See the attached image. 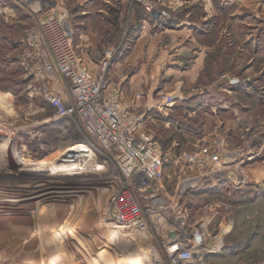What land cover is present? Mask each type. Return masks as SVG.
<instances>
[{
	"label": "rangeland",
	"instance_id": "374dc122",
	"mask_svg": "<svg viewBox=\"0 0 264 264\" xmlns=\"http://www.w3.org/2000/svg\"><path fill=\"white\" fill-rule=\"evenodd\" d=\"M106 1L94 8L98 13L93 14V34L88 33L87 44L77 39L74 42L84 59L72 43L71 25L77 28L89 22L83 15H74L71 0H0V264H170L167 245L176 224L181 223L178 219L184 201L191 207L211 204L218 207L219 215H227L221 219H225L226 227L221 222L216 231L208 227L209 233L215 231L212 239L209 236L211 240L220 234L224 243L234 245L255 231L250 227L253 224L264 232V212L258 211L264 205L251 208L256 198L264 204V0H245L249 14L243 13L244 24L237 18L240 13L235 2L225 7V0H210L216 2L215 22L206 35L208 28L196 20L211 12L203 11L197 0H179L176 9L163 7L164 0ZM129 5L140 8L135 9L134 16L137 13V18L142 15L149 20L152 38L139 42L110 79L114 62L121 60L124 56H118L126 55L133 44L135 24L127 17L132 12ZM185 14L188 19L184 23L196 29L176 34L181 27L174 29V20ZM232 14L238 23L231 20ZM53 23L55 35L49 37L43 29L49 30ZM248 37L252 43L246 48ZM55 38L65 43L69 39L75 59L93 68L91 75L107 61L109 83L121 92L124 81L138 67H146V73L134 78L136 89L126 94L129 98L142 95L140 106H135L137 114H144L142 110L149 107L144 105L148 90L153 113L155 106L164 105L170 95L175 97L140 126V133L152 136L162 151L169 150L174 142L180 145L171 151L168 167L175 169L164 168L163 176L148 193H135L142 209L154 208L145 215L144 231L118 224L110 213L112 197L129 184L115 165V153H105L97 146L77 118L69 122L54 119L56 112L45 103V93L63 103L74 101L72 82L60 73L53 55ZM253 45L263 52L254 54L253 48L250 50ZM199 55L204 60L196 62L192 75L195 67L190 66ZM184 69L190 71L184 74ZM64 87L69 99L63 97ZM186 98L189 101H184ZM193 99L205 102L203 113H195L198 106ZM203 147L219 156V163L212 167H217L216 172L219 169L215 175L219 181L231 173L240 179V170L230 167L250 161L249 170H245L249 178L243 187L230 186L228 194L227 190H214L211 181H206L201 190H193V173L181 176L178 168L185 172L187 156L197 158L195 154ZM70 151L73 154L68 155ZM24 161L28 171H20L25 168ZM253 188L261 192L251 197L248 190ZM193 193L203 194L195 197ZM242 212L251 220L245 221ZM244 224L247 227L237 232ZM222 252L220 248L218 258L205 259L204 263L264 262V249L253 250L254 258L244 256L240 260L224 259Z\"/></svg>",
	"mask_w": 264,
	"mask_h": 264
},
{
	"label": "built area",
	"instance_id": "2783aa9c",
	"mask_svg": "<svg viewBox=\"0 0 264 264\" xmlns=\"http://www.w3.org/2000/svg\"><path fill=\"white\" fill-rule=\"evenodd\" d=\"M54 25L50 26L49 37L55 35ZM66 40L69 49L67 52L65 48L62 49L63 58L55 52L57 43H65L62 39L55 38L52 50L60 73L72 82L74 101L63 103L59 97L45 93V103L56 112L54 119L73 121V118H77L97 146H101L105 153H115V165L129 184L112 197L110 213L118 224L144 231L147 226L145 215H150L154 208L142 209L135 193L141 195L149 192L151 186L163 176L165 165L172 160V155L162 152L155 141L140 133L144 115L136 113L135 103L142 95L136 94L133 97L135 103L127 105L121 91L109 83L107 61L99 64L91 75L93 68L75 59L74 49L69 39ZM174 98L170 95L162 106L168 107ZM195 156L198 157L186 158L189 171H212V167L219 163L218 154L208 147L200 148ZM178 212L181 214V211ZM178 220L181 223L176 224L174 235L167 245L170 264H205L206 241L203 233L196 227L186 225L182 216Z\"/></svg>",
	"mask_w": 264,
	"mask_h": 264
},
{
	"label": "crops",
	"instance_id": "0c3cea01",
	"mask_svg": "<svg viewBox=\"0 0 264 264\" xmlns=\"http://www.w3.org/2000/svg\"><path fill=\"white\" fill-rule=\"evenodd\" d=\"M178 1L179 0H166V1L164 0L165 3H163V1H162V3H163L162 6L163 7H170V9H176L177 6H178ZM197 1L198 2H201V3H199V6H201V8L204 9L203 11H205V9H207V10H209L211 12V13H209V15H207L205 13L206 15H203L198 20H196V23L198 25H202L203 27H207L208 28V31H206L205 34H204V35H206L209 32V30H210L211 26L213 25V23L215 22V18H213V17L215 16V6L214 5L216 4V2H214L213 3L214 5H213L212 4V1H210V0H197ZM225 1L228 2V3L225 2V5H224L225 7L232 6L234 2L237 4L238 7H236V9L240 13V15L237 18L240 19V22L242 24L246 23L245 21H247V20L246 19H243L245 17V16H243V13L246 14V12H247V15L249 14L248 11H246L247 10V6H245V4L247 5V2H245V0H225ZM103 2L107 3L106 0H71L70 7H72L73 12H75L74 15H76V14H80L81 16L83 15L84 16L83 20L89 22V24H87V25H85L83 27H77L76 28V26H72L71 25V27H72L71 28V34H72L71 35L72 36V39L71 40H72V43H73L74 46L76 45L74 43V42H76V39L77 40H80L81 42L84 41V42H86V44H87V41H89V39H88L89 34L88 33L93 34L92 32H90V28H92V24H90V23H91V21L93 19L92 18L93 17V14L98 13V12H96V9H94V8L102 7L101 4ZM243 3H244V5H242ZM220 6H221V4H220ZM128 9L132 11V12H130L127 15L128 19H130V24H132V25L135 24V28H134V31H133L134 34H133V37H132L133 38V44L130 47H128V51L126 52V55L124 53L123 55L120 54L118 56L119 59L124 56L123 58H121V60H119V61L117 60V61L114 62L115 64H113V66H112L113 70H112V75H111L110 79H112L113 72L116 71V70H118L119 65H121L123 62H125L126 61L125 59L129 55L131 56L133 54V52L136 51V47H137V45H138L139 42L148 41V40H151V38H152V33H151V29H150L151 25L149 24V22H147L149 20L146 19V18L145 19L141 18L142 15L139 18H137L136 17L137 13L134 16L135 9H140V8H138L137 5L136 6L135 5H129ZM94 11H95V13H94ZM97 11H100V12L103 13V11H101V10H97ZM140 14H142V13H140ZM89 16H91V17H89ZM234 16H236V15H234V14L230 15L231 20L234 19L238 23L237 18L236 17L234 18ZM185 17H186V14H185L184 17H181L180 19L177 18V20H174V24L177 21L176 26H175L174 29L181 27L176 32V34H182V32H183L184 29H191V30L192 29L193 30L196 29V27H194L193 24L191 25L189 23L188 24L187 23H184V19H186V20L188 19V18H185ZM74 18H78V20H81V17H74ZM74 18H72V21L75 22V19ZM137 20H139V23L138 24H137ZM247 24H248V22H247ZM137 27H139V28H137ZM201 32L202 31H200V33ZM112 34L114 36V32ZM128 34H130V33L128 32ZM173 34H175V33H173ZM97 35H99V34H97ZM92 36H95V35H92ZM251 43H252V39L251 38L249 39V37H248L245 40L244 47L248 48ZM247 44H249V45H247ZM81 45L82 44L80 43L79 46H81ZM230 46H232V44H230ZM124 47H126V46H124ZM252 48H253V53L254 54H257V53L259 54V53H262L263 52V50H259V47H257V49H255L254 45L250 48V50H252ZM78 49H79V47L76 45L75 46V50H76L77 54L80 55L81 57H83V54H81V52H79ZM124 50H125V48L123 49V51ZM80 51H83V50L80 49ZM163 52H165V51H163ZM163 52H162V57H163ZM199 60H201V62H202V60H204V56L199 55L198 57H196V60L194 61V64L190 66V68L191 67H195L193 69L191 68L192 71H190L191 70L190 68H189L190 70L187 69V70L190 71V73H192V75H194V72H195V69H196V64H197L196 62H198ZM165 61H166V59H165ZM166 67H169V64ZM167 70H170V69L168 68ZM187 70L184 69L182 71V73L186 74L187 72H189ZM146 71H147L146 70V67H141L140 66V67H138L137 71L133 72L134 75H132L126 81H124V82H126V84L122 85L123 92H121V93H122V98H127V100L125 101V102H127V105L130 104V106H131V105H133L135 103V101L133 100V98L126 97V94L129 93L130 90H133V88L136 89V87H137V86L135 87L136 81H135L134 78H136L137 76L142 75L141 73H146ZM109 74H111L110 73V70H109ZM138 86H140V85H138ZM168 86H171V85H168ZM63 90L65 92L64 95H63L64 99H69L68 97H70V95H69L67 89L64 87ZM164 90H166V87L163 88V91ZM142 93H144V92H142ZM145 94H146V101L144 99V105H148L149 107L148 108L145 107L144 110H142V111L144 113L143 114L144 115V119L147 120L149 118H152V116L156 115L157 110L160 111V109H161L162 106H160V105L158 107L155 106V110L156 109L157 110L156 111L153 110L154 111V113H153L152 110H151L152 107H153V104H152V101H153L152 99L153 98H152L151 91L148 90V92L145 93ZM199 95H201V94H199ZM65 96H66V98H65ZM184 101H189V99L186 98V99H184ZM193 102H194V105H197L198 106L197 109H196V111H195V113L196 114L197 113H203V111L206 108L205 102L200 101V100H196V99L195 100L193 99ZM140 104L141 103H139V101H136L135 106H138V105L140 106ZM150 104H152V105H150ZM159 107H160V109H159ZM137 110H138V113H139V109H136V111ZM149 112H151V113H149ZM220 112L223 113V111H220ZM160 117L161 118H165L166 115H164L163 117L162 116H160ZM167 119H171V118H168V116H167ZM175 130H177V129H174V131ZM148 136L154 141V139H153L152 136H150V135H148ZM178 146H180V145L179 144H176L174 142L173 145H172V147L169 150L162 151V152L167 153L168 155H171V151L174 152L176 149L179 148ZM193 146L196 147L198 145H195L194 144ZM170 162H171V160L166 163V166L167 167H165L166 169L167 168H170L169 171L175 169L174 168L175 166L168 167L169 165H171ZM249 163H250V161L245 160V162L243 161L242 163H238V164H235L234 166H231L230 167V168H233L235 170L236 169H239L240 170V176H241L240 179L241 180L239 178H238L239 180L237 178H235V176L233 175V173L230 174V177H229L230 179L227 178L224 181L217 180V177L215 176V175H218V173H219V169L216 172L217 167H216V169H212L211 172H208V171L207 172H204V171L199 170V169H197L195 171H191L190 170V172L193 173L192 175H194L193 180L195 181V183L193 184L195 187L192 188V189L193 190H201L202 186L204 185V183L206 181H211L212 187L213 188H216L214 190H216V191H218L219 189H220V191L227 190L228 191V194H229L230 193V186H232V187L233 186H235V187H243V185L245 184V182H243V181L244 180L246 181L249 178V176L247 175L248 173H245V170H246V168H248ZM184 168H186V169H185V172H183V173H182L183 170L181 168H178V171H179L178 174L179 175H181V176L182 175L183 176L187 175V172H189V170L187 169V167H184ZM224 168H225V166H221V170H225ZM248 170H249V168H248ZM244 173H245V175H243ZM163 174H164V172H163ZM231 176H233V177H231ZM261 178H262V176L261 177H257L256 181L261 180ZM220 183L221 184H226V185H224V187H222V185ZM254 187H259V186L258 185L257 186L255 185ZM184 189H185V187H184ZM256 189L257 188H255V189L253 188L251 190H248V192H250L249 195L251 197H254V196H256L257 194H259L261 192V191L256 190ZM202 194L203 193H193V195L195 197H199ZM259 199L260 198H256V199H254V201H252L251 208L254 209L256 206L264 205L263 203H259L261 201V199L260 200ZM177 201L179 202V199ZM214 203H216V202L214 201ZM169 206H170L169 207L170 208V212L173 213L174 212V205H173V203H171ZM193 206L191 207L190 205L185 204V201H184V204L182 205V207L184 208L183 211H182V217L184 219H186V222H187L188 225H192V226H194V228L196 227L197 229H199L203 233L204 238H205V241H206V255H205V257L207 258V256L209 254H211V255H213V257H211V259H213L214 257H217L218 258V256H219L218 250L220 248H223V250H224L227 247H233V245H229V244L224 243L222 237L220 236V234H218L217 236H214L216 238L213 239V240H211L212 239L211 236L216 231V225L218 226V223L219 222L222 223V224L220 223V225H223V227H226L224 225V222H223L225 219H223V221H221V219H222V216L224 218H226L227 215H219L218 212H217L218 207L217 206L212 207L211 204H209V207L207 205H204L205 206L204 208L201 205H195L194 206L195 208ZM213 209H214V211H213ZM257 209H258V207H257ZM245 211L249 213V209H246ZM258 211L260 213H263L264 212V208L261 209V210L259 209ZM242 213H243L242 218L245 221L246 220L247 221L248 220H251V218H250L251 216H248V214H246L245 212H242ZM228 222H230V224H229V230H230L231 227H232V221H231V218L230 217H228ZM209 226H210V228H212V230L213 229L215 230L213 233L212 232L211 233L208 232V231H210V229H208ZM243 227L244 228L247 227V224H244V225H241V226L237 227V232L241 231L243 229ZM229 230L228 231H224L225 234H228ZM209 236H210L211 239H209ZM263 237H264V232L263 231H260V232H258V234L256 235V237H254V238H251V239H249V238L242 239L241 240L242 242H245V240H246L247 243H246V245H244V247H242V244H241L242 250H239V252L240 251L241 252L238 253V251L237 252H234L233 251L234 253H231L230 250H229V252L227 254H224L223 255L224 259L231 258L233 260H240V258H242L244 256H248L250 258H254V256L251 254V253H253V250H257V249L258 250H262V249H264V241L262 240ZM239 243L240 242H238L237 244H239ZM249 264H264V262L262 260H260V259H256V260H252L251 262H249Z\"/></svg>",
	"mask_w": 264,
	"mask_h": 264
},
{
	"label": "trees",
	"instance_id": "16d2710c",
	"mask_svg": "<svg viewBox=\"0 0 264 264\" xmlns=\"http://www.w3.org/2000/svg\"><path fill=\"white\" fill-rule=\"evenodd\" d=\"M68 122H69V120H68ZM250 227H253L255 229V231H251L250 232L251 234L248 237H246V238H249V239L256 237V235L258 234V232H260V230H257V227L254 224L251 225ZM262 240L264 241V237L262 238ZM246 243H247L246 240H245V242L240 241L239 244L236 243L235 245H233V247H227V248H225L223 250V252H222V255H220V257H223L224 254H227L229 252V250H230L231 253H234V252H237V251H238V253H240L241 251L239 252V250H242V247H244V245H246ZM241 244H242V247H241ZM211 257H213V255L209 254L207 256V258L205 257V259L208 260V261H210L211 260Z\"/></svg>",
	"mask_w": 264,
	"mask_h": 264
},
{
	"label": "bare ground",
	"instance_id": "6f19581e",
	"mask_svg": "<svg viewBox=\"0 0 264 264\" xmlns=\"http://www.w3.org/2000/svg\"><path fill=\"white\" fill-rule=\"evenodd\" d=\"M44 33H45V35H49V30H46L45 29V31H44ZM59 41V40H58ZM57 42V41H56ZM69 44H67L66 45V43H57L56 44V50H55V52L56 53H58L62 58H63V54L61 53L62 52V49L63 48H65L64 50L67 52L68 51V49H69ZM6 106V105H5ZM3 134V133H2ZM69 153V152H68ZM69 155H71V154H69ZM22 164L24 165V167L26 168H23V169H21L20 171H28L27 169L29 168V165H28V163L27 162H22ZM27 166H28V168H27ZM33 169V168H32ZM34 170V169H33ZM32 170V171H33Z\"/></svg>",
	"mask_w": 264,
	"mask_h": 264
},
{
	"label": "water",
	"instance_id": "95a60500",
	"mask_svg": "<svg viewBox=\"0 0 264 264\" xmlns=\"http://www.w3.org/2000/svg\"><path fill=\"white\" fill-rule=\"evenodd\" d=\"M69 154H73V152H72V151H70V153H68V155H69ZM11 165H14V164H13V163H11Z\"/></svg>",
	"mask_w": 264,
	"mask_h": 264
}]
</instances>
